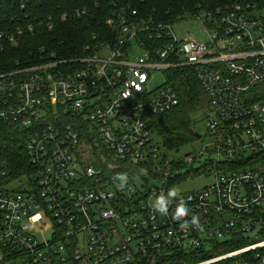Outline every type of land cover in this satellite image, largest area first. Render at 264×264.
Masks as SVG:
<instances>
[{
    "label": "built area",
    "instance_id": "built-area-1",
    "mask_svg": "<svg viewBox=\"0 0 264 264\" xmlns=\"http://www.w3.org/2000/svg\"><path fill=\"white\" fill-rule=\"evenodd\" d=\"M189 14L204 39L178 38V18L145 19L114 2L105 19L112 37L91 54L0 74V123L29 133L30 167L8 181L0 159V264H264V169L222 166L264 149V102H247L264 87V0L198 4ZM21 32L0 37L16 43ZM176 67L193 68L213 110L208 132L217 135L212 147L181 156L148 126L178 103L166 81L149 88L151 71L167 76ZM206 172L212 182L178 192L167 216L153 211L160 193ZM119 174L127 175L123 187ZM181 202L189 215L176 221Z\"/></svg>",
    "mask_w": 264,
    "mask_h": 264
},
{
    "label": "trees",
    "instance_id": "trees-1",
    "mask_svg": "<svg viewBox=\"0 0 264 264\" xmlns=\"http://www.w3.org/2000/svg\"><path fill=\"white\" fill-rule=\"evenodd\" d=\"M220 1L0 0V31L13 33L18 28L22 29L16 43L7 41L5 36L0 37V74L40 64L47 60L45 58L69 64L91 54L100 41L112 37L105 19L113 9L114 2L129 4L141 18L172 21L182 13L193 12L198 4L209 9ZM29 24L30 29L27 28ZM166 82L176 92L178 103L165 112L151 115L148 126L156 131L163 148L172 152L197 138L193 130L196 122L193 115L200 113L202 117L208 118L211 106L192 67L170 68ZM257 89H261V92L256 89L251 91L248 103L264 102V87L259 86ZM28 134L13 124L0 123V159L5 160L11 169L8 181L29 173L30 167L23 147ZM85 141L93 143L96 141L95 135ZM90 157L85 163L90 161ZM222 166L223 170L249 167L263 169L264 149L242 155L240 159ZM108 173L116 175L118 172L111 170ZM239 245L238 242L231 244L232 247Z\"/></svg>",
    "mask_w": 264,
    "mask_h": 264
},
{
    "label": "rangeland",
    "instance_id": "rangeland-1",
    "mask_svg": "<svg viewBox=\"0 0 264 264\" xmlns=\"http://www.w3.org/2000/svg\"><path fill=\"white\" fill-rule=\"evenodd\" d=\"M179 20L173 25V30L178 38H182L185 36V34L192 35L196 39L205 37V31L203 29V26L201 22L194 17L191 16L189 13H182L180 16L177 17ZM152 77L148 81L149 88H155L161 84H163L167 80V76L162 71H151ZM209 117H214L213 110L211 109L209 112ZM193 118L196 120L195 122V129L200 134V138H196L193 140L192 143L186 144L184 147H181L178 151L172 150V154L174 155H183L185 153L190 152L191 150H196L203 148L205 146L212 147L214 140L217 139L216 134H209L207 129V118L202 117L200 113L193 115ZM152 130V136L159 141V136L154 131L153 127ZM252 152H249L245 154L247 156ZM83 157H90L89 153L86 151L83 155ZM199 164L195 163L194 167H197ZM264 169V168H263ZM214 179V175L211 172L201 173L198 176H190L186 181L180 183L176 190L178 192H184L188 190H197L202 188L204 185H207L212 182ZM133 185L136 187H140L144 185V181L140 178H133L132 182ZM158 182L155 181V184ZM20 182H15L7 185V189H12L15 186L19 185ZM151 184H146V187L150 186ZM255 232L251 233L250 236H253ZM227 237H222L221 240H225ZM261 238L260 236H256L255 239ZM253 240V239H252Z\"/></svg>",
    "mask_w": 264,
    "mask_h": 264
},
{
    "label": "clouds",
    "instance_id": "clouds-1",
    "mask_svg": "<svg viewBox=\"0 0 264 264\" xmlns=\"http://www.w3.org/2000/svg\"><path fill=\"white\" fill-rule=\"evenodd\" d=\"M116 180L120 181V187H123L124 183L127 181V175L126 174H119L115 177ZM179 195L178 191L176 189H170L167 194L160 193L158 196L155 197L154 201L151 204V208L154 212H157L161 215L167 216L168 210L170 205L173 203L175 198H177ZM189 215V209L186 207V205L181 202L177 205L175 208V214L172 217L176 221H181L183 218L187 217ZM199 217L195 214L192 215L191 218V224L195 227H199L198 224ZM181 229H184L186 227V223L180 224Z\"/></svg>",
    "mask_w": 264,
    "mask_h": 264
},
{
    "label": "water",
    "instance_id": "water-1",
    "mask_svg": "<svg viewBox=\"0 0 264 264\" xmlns=\"http://www.w3.org/2000/svg\"><path fill=\"white\" fill-rule=\"evenodd\" d=\"M193 130H194V133H195L196 137H197V138H200V134H198V132H196L195 129H193ZM139 199H140V198H138L137 200H139Z\"/></svg>",
    "mask_w": 264,
    "mask_h": 264
}]
</instances>
